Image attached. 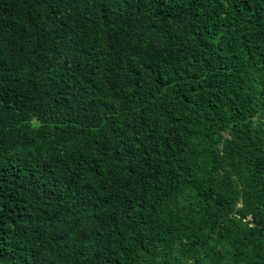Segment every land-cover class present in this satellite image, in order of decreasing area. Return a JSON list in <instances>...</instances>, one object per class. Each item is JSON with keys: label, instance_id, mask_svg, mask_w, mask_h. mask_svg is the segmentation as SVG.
<instances>
[{"label": "trees", "instance_id": "16d2710c", "mask_svg": "<svg viewBox=\"0 0 264 264\" xmlns=\"http://www.w3.org/2000/svg\"><path fill=\"white\" fill-rule=\"evenodd\" d=\"M0 264H264V0H0Z\"/></svg>", "mask_w": 264, "mask_h": 264}]
</instances>
